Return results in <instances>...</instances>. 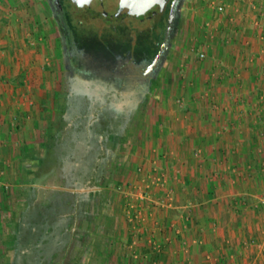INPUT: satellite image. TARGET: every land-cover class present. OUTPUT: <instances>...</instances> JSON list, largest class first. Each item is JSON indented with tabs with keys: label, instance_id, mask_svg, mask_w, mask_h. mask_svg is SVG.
<instances>
[{
	"label": "crops",
	"instance_id": "0c3cea01",
	"mask_svg": "<svg viewBox=\"0 0 264 264\" xmlns=\"http://www.w3.org/2000/svg\"><path fill=\"white\" fill-rule=\"evenodd\" d=\"M38 3L0 0V243L24 207L11 190L31 183L60 116L43 46L21 30ZM179 12L163 94L116 178L131 193L116 190L108 211L109 264H264V0H184Z\"/></svg>",
	"mask_w": 264,
	"mask_h": 264
},
{
	"label": "rangeland",
	"instance_id": "374dc122",
	"mask_svg": "<svg viewBox=\"0 0 264 264\" xmlns=\"http://www.w3.org/2000/svg\"><path fill=\"white\" fill-rule=\"evenodd\" d=\"M38 1L41 3L40 5L38 3L39 7H34V10L24 9L25 12L22 15H24L25 21L24 27L21 30H23L24 34L27 32L31 33L27 36L31 39L34 35L36 36L35 39L29 41L35 44L36 49H41L43 46L42 51L45 52L42 55L44 68L41 69V75L45 80L47 92L49 85L50 90L51 86L56 85L58 88L57 93H59L65 88L64 71L66 70L63 63L64 49L60 42L61 31L58 29L53 18V9L50 6L49 0ZM64 14L65 22L71 31L70 37L75 49L87 55H93L96 58L95 61L100 62L97 63L98 68L105 70V67L116 63L120 68H122L121 65L127 63L128 65L139 64L144 68L149 67L156 57L154 56L152 59L153 55H157L159 51L157 50L155 41L160 40L157 30L160 22L162 23V19L166 15L168 17L169 12L163 13L160 18L155 17L146 21H141L137 18H125L122 21L112 23L98 18H90L86 14L77 11L76 7H73L72 4L66 1ZM181 17L182 14L179 12L175 24V33L165 60L158 69L156 75L158 81L153 92L148 95L144 101V105L136 110L123 133L118 137L117 145L110 150L109 170L111 173L105 178L101 187L87 189L89 191H96L98 195L91 201L83 217L78 219L74 224L71 244L66 255L60 259V264H109L112 243H109L110 238L108 235L111 220L107 217L108 211L118 199L116 191L118 180L116 178L123 171L122 169H125L127 160L131 157L130 150L132 151L131 147L134 140L146 128L150 113L155 110L156 102H158L159 97L163 94L161 87L164 86L167 75L165 68L169 62L171 51L177 44L175 41L178 39V32L182 21ZM185 53L187 54V52ZM46 58L50 60L49 65H45ZM195 60L193 59V61ZM192 64L194 63L192 62ZM48 74H51V76L48 77ZM50 94H52V90ZM59 102L60 100L58 99V106ZM55 111L56 113L59 112L58 108ZM57 116H59L58 113ZM27 187L28 185L24 183L22 187H17L16 185L11 190L12 194H14L11 200L14 202V205L16 202L19 203L18 207L25 204L21 202L25 198L21 195H24ZM58 188L59 183L57 178L51 175L43 185L39 186V200L45 201L49 199L52 196V192ZM18 189L20 192H18ZM84 190L83 188L81 191ZM20 210L21 208L17 211ZM14 217L15 220H18L19 215L16 213ZM14 222L16 224L17 221Z\"/></svg>",
	"mask_w": 264,
	"mask_h": 264
},
{
	"label": "trees",
	"instance_id": "16d2710c",
	"mask_svg": "<svg viewBox=\"0 0 264 264\" xmlns=\"http://www.w3.org/2000/svg\"><path fill=\"white\" fill-rule=\"evenodd\" d=\"M162 23L157 30L160 40H155L157 50L164 39L167 15ZM66 29L71 34L68 26ZM55 98L60 100V116L44 130L45 147L33 167L24 207L17 212L11 239L0 243V264H60L71 244L74 224L98 195L87 189L101 187L111 173L110 150L118 140V136H109L111 117L94 110L87 94L71 95L63 88ZM49 175L57 178L59 188L42 201L39 187L33 184H43Z\"/></svg>",
	"mask_w": 264,
	"mask_h": 264
},
{
	"label": "flooded vegetation",
	"instance_id": "af4514ba",
	"mask_svg": "<svg viewBox=\"0 0 264 264\" xmlns=\"http://www.w3.org/2000/svg\"><path fill=\"white\" fill-rule=\"evenodd\" d=\"M66 1L76 7L69 0H49L53 9V18L61 31L60 42L64 49L63 63L66 69L64 71L65 88L71 95L85 94V97L86 94L89 95L92 108L94 110L98 108L105 114V117H111L109 136L119 137L136 110L144 105V101L152 93L159 68L156 71L151 67L147 69L139 64L128 65V63L121 65L122 68H120L116 63L105 67V70L99 69L97 63L100 62L95 61L96 58L93 55H87L73 46L70 34L66 29L64 14ZM172 2L173 0H165L163 8L149 19L160 18L165 12L170 13ZM168 19L169 15L166 26ZM177 19L178 15L174 18L175 24ZM173 27L175 28V25ZM91 86L93 89L90 91Z\"/></svg>",
	"mask_w": 264,
	"mask_h": 264
},
{
	"label": "water",
	"instance_id": "95a60500",
	"mask_svg": "<svg viewBox=\"0 0 264 264\" xmlns=\"http://www.w3.org/2000/svg\"><path fill=\"white\" fill-rule=\"evenodd\" d=\"M77 11L86 14L90 18H98L104 21L116 23L125 18H137L145 20L151 18L158 10L162 9L165 0H69ZM184 0H173L164 39L160 45L158 54L153 59L149 69L157 70L165 60L175 33L174 18L178 15ZM150 69V70H151Z\"/></svg>",
	"mask_w": 264,
	"mask_h": 264
},
{
	"label": "built area",
	"instance_id": "2783aa9c",
	"mask_svg": "<svg viewBox=\"0 0 264 264\" xmlns=\"http://www.w3.org/2000/svg\"><path fill=\"white\" fill-rule=\"evenodd\" d=\"M218 10H219V11L223 10V5H219V6H218ZM197 56H198V59L203 60V59H205V57H206V53H205L204 51H201V52L197 53ZM49 64H50V60H49L48 58H46V59H45V65H49ZM177 103L181 104V100L178 99ZM136 172L139 173V174L141 175L142 172H143V168L138 167V168L136 169ZM161 178H162V177H160V174H153V178H152V179L154 180V182H159V181H161ZM127 187H128V186H125V185H121V184H120V185L117 187L116 190L122 195V197L127 198V195H128V194L130 195V193H131L130 190H129V191L127 190ZM141 194L144 196V191L141 192ZM261 202L264 204V196L262 197ZM125 211H126V213H127V218H128V220L131 221L132 224L134 223V226H136V225H135V221H136V219H137V215L135 214V212L131 211V208H130V205H129V204L126 206V210H125ZM134 256H136V254H135Z\"/></svg>",
	"mask_w": 264,
	"mask_h": 264
}]
</instances>
